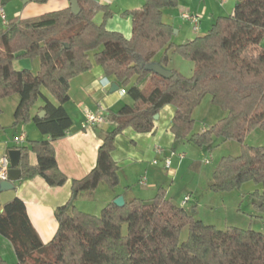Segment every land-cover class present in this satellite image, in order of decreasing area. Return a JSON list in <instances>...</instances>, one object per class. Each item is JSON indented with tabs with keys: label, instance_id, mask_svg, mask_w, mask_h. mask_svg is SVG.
Masks as SVG:
<instances>
[{
	"label": "trees",
	"instance_id": "trees-1",
	"mask_svg": "<svg viewBox=\"0 0 264 264\" xmlns=\"http://www.w3.org/2000/svg\"><path fill=\"white\" fill-rule=\"evenodd\" d=\"M7 1L0 0V8ZM177 1L145 0L142 8L126 11L133 21L130 38L106 28L105 20L113 12L97 0H79V14L68 7L30 18L12 17L0 27V100L17 94L14 125L33 121L50 136L18 147L22 180L39 175L52 186L66 183L53 141L72 125L64 107L70 99V81L92 68L93 56L126 88L133 104L109 113L115 127L102 138L97 165L84 178L73 180V190L93 194L102 181L115 187L120 180L112 157L116 135L128 126L137 132L152 131L155 116L164 105L173 104L171 130L176 140L210 147L217 135L242 143L240 155L221 159L210 188L224 191L256 181L262 188L254 195L264 210V145L244 143L251 131L264 130V0H237L233 12L218 16L205 34L174 44V27L163 20V13ZM98 12L104 13L102 23L95 21ZM170 49L193 61L191 77L172 70L165 78L146 69L161 51L159 62L166 66ZM24 58L38 59V71L18 69L15 62ZM207 94L226 115L193 132V110ZM38 100L46 112L43 117L32 114ZM30 152L37 155L35 165L29 161ZM56 218L58 230L45 243L24 199L16 196L3 204L0 233L12 241L14 264H264V232L236 226L219 229L195 219L185 207L173 204L162 187L154 197H134L123 207L111 201L100 215L68 203L56 209ZM186 225L188 237L182 240ZM0 264H8L1 254Z\"/></svg>",
	"mask_w": 264,
	"mask_h": 264
},
{
	"label": "crops",
	"instance_id": "crops-1",
	"mask_svg": "<svg viewBox=\"0 0 264 264\" xmlns=\"http://www.w3.org/2000/svg\"><path fill=\"white\" fill-rule=\"evenodd\" d=\"M9 1L12 2V5L8 7L7 2ZM97 1L102 4L111 5L112 3H116L118 5L119 11H112L113 14L105 20L106 28L112 31H119L126 38H130L133 31V21L132 16L125 12L142 8L145 0L141 2L139 0ZM204 1L208 5V0ZM218 1L224 2L225 0ZM7 2L3 7L7 19L12 17L30 18L70 7V0H47L46 2L8 0ZM169 8H165L164 11ZM173 8L177 9V6ZM210 12L209 21L213 22L215 12L213 10ZM97 18H99L98 22L96 21ZM95 19L97 23H102L104 21V13L98 12ZM165 22L173 25L169 21ZM3 25L5 24L2 21L1 26ZM194 32L197 33L196 31ZM203 34H195L189 40ZM161 55L162 51L157 54L156 61H159ZM35 60L37 61L38 59L31 61L35 62ZM92 61L93 66L90 70L72 77L70 81V99L64 103V107L72 118V125L64 136L53 141L59 168L67 176L66 183L60 186H52L43 177L35 175L23 180L20 178L14 182L15 187L13 189L0 192V212L6 201L16 196L24 199L29 218L39 234L38 236L45 243L49 242L58 230L59 222L56 218V209L70 202L74 192L72 187L73 180L84 178L97 165L99 148L103 143L102 138L115 127L114 121L108 118L109 113H116L126 104H133V100L128 93H122L121 90L124 89V86L119 85L113 75L107 74L102 65L98 64L94 59ZM18 62L22 63L17 66L20 69L28 66L29 59H19ZM169 63L166 65L167 68L169 67ZM169 69L174 70L173 68ZM146 82H143L141 86L143 87ZM114 83L118 84L119 88L111 91ZM205 97H209L207 98L206 105L210 110L216 112L212 120H220L226 115L223 107L214 102L212 103L213 100H210L212 99L211 94L205 95L202 100ZM18 101L19 96L17 94L0 100L2 107L0 124L4 127V129L0 130V168L1 159L8 155V151L18 148L14 147L13 143L14 138L18 134L25 133L26 141L23 144L24 146L28 145L30 140L50 139V136L42 133L33 121L20 122L14 125V112ZM42 105L41 100H38L32 108V114L39 115L44 110L41 109ZM197 107L198 105L193 110L192 115L196 114ZM99 108L106 110V122L96 126H84L86 112ZM175 111L176 107L173 104L164 105L158 114V119L155 121L154 129L150 132H137L128 126L127 129L116 135L112 157L119 167L120 180L115 187H110L106 181H102L98 185L94 194H97L99 189H103V196L100 199L102 202L99 203L101 208L105 207V205L119 195H123L126 201L134 197L152 198L161 186L165 184L169 176L175 178L180 175L183 169L184 158L180 153L181 151L178 152V150H180L179 145L183 141L176 140L171 130V122ZM206 128L207 126L204 124L200 131ZM158 148L161 150H158ZM174 155H177L176 157H179L180 160L178 159L176 165L172 162L170 168H166V158H172ZM154 160L157 161V164L153 162ZM29 161L33 165L37 164L36 153H29ZM143 178H146V184L140 183V180H143ZM89 196L91 197L92 194L80 191L77 193L75 201L79 198L81 199V206H86V201L88 202L90 199L88 198ZM179 206L185 207V204L181 203ZM80 210L82 211L84 208ZM0 254L8 264L17 262L12 241L1 233Z\"/></svg>",
	"mask_w": 264,
	"mask_h": 264
},
{
	"label": "rangeland",
	"instance_id": "rangeland-1",
	"mask_svg": "<svg viewBox=\"0 0 264 264\" xmlns=\"http://www.w3.org/2000/svg\"><path fill=\"white\" fill-rule=\"evenodd\" d=\"M139 1L141 2L142 0ZM203 1L204 0H178L177 9L170 7L164 11V20L174 25L172 38L174 44L185 43L192 36H195V34L205 33L207 29L211 28L218 16L231 14L237 2V0H225L224 2L208 0V5H206L207 3ZM201 2L203 3L201 4ZM7 5L8 7L11 6L12 2H7ZM211 10L215 12L213 22L209 21ZM184 12H190L193 15L199 16L200 24L197 33L193 31L191 23L182 17ZM96 21L98 22L99 18H97ZM1 22L0 20V27ZM163 54L164 51H162V55ZM168 56V63L170 62L168 69L173 68L187 77L193 75L194 63L191 59L181 55L180 52L173 49L168 51ZM33 62L34 61L29 59L27 63L28 66L26 67L31 68L33 71H38L40 67L39 60ZM18 64L22 63L15 62L16 67L19 66ZM207 98L209 97H205L202 102L198 104L196 114L193 115L195 120L193 132H200L204 124L210 127L218 121L212 120L216 112L210 110L206 105ZM244 143L250 146L264 145V130L256 129L251 131L250 134L246 136ZM179 146L180 150H178V152L181 151L180 153L184 158V160L182 159V172L175 178L169 176L165 184L161 186L166 191L168 199H170L173 204L179 206L184 198L190 195V199L185 203V209H187L195 219L215 225L219 229H227L231 226H236L264 232V210L258 207L257 204H260V200L254 195L257 190H261L262 185L260 183L250 180L243 183L239 188L225 189L224 191H216L210 188L214 171L221 159L224 156L240 155L243 151L242 143L235 139L224 140L222 137L214 135L210 147L196 145V143L188 141H183ZM176 156L170 157L174 165L177 164L179 159V157ZM206 160H209V163H206ZM102 190L103 189H99L98 193H95L96 195L93 193L91 197L89 196L88 198L90 199L88 202L86 201V206H81V199L79 198L74 202V205L78 207L79 210L84 208V210H82L84 212L100 215L103 209L99 206V203L102 202L100 201L103 196ZM188 233L189 228L186 225L183 228L181 239H187Z\"/></svg>",
	"mask_w": 264,
	"mask_h": 264
},
{
	"label": "water",
	"instance_id": "water-1",
	"mask_svg": "<svg viewBox=\"0 0 264 264\" xmlns=\"http://www.w3.org/2000/svg\"><path fill=\"white\" fill-rule=\"evenodd\" d=\"M25 2V0H23ZM70 7L74 14H79L81 12V7L79 4V0H70ZM110 8L114 12L119 11V7L116 3H112L110 5ZM146 69L152 72H155L156 74H159L162 77L169 78L172 75V70L168 69L165 65L160 63L159 61H153L151 63H148L145 65ZM119 88L118 84L114 83L112 85V90L115 91ZM45 111L43 110L39 116L43 117L45 115ZM159 115L155 116V119H158ZM9 161H10V167L8 170V179L0 181V192L13 189L15 187L14 182L21 178L22 172L21 169L18 168V164L20 162L21 157V150L19 148L10 149L8 151ZM77 190H74L72 198L69 202V206L74 205V201L77 197ZM113 202L119 206L123 207L125 205L126 200L123 195L117 196Z\"/></svg>",
	"mask_w": 264,
	"mask_h": 264
},
{
	"label": "built area",
	"instance_id": "built-area-1",
	"mask_svg": "<svg viewBox=\"0 0 264 264\" xmlns=\"http://www.w3.org/2000/svg\"><path fill=\"white\" fill-rule=\"evenodd\" d=\"M182 17L186 20H188L194 31L199 30V24H200V18L197 15H193L190 12H184L182 14ZM0 19L3 21L4 24L7 23L8 19L5 14L4 8H0ZM122 93H126L127 90L124 88L121 90ZM106 110L104 108H99L97 110H88L85 114V120H84V126H96L99 124H103L107 120V114L105 112ZM26 141V135L25 133L18 134L14 140V146L19 147L23 145ZM158 150H161L158 148ZM154 163L157 164V161L154 160ZM208 163L209 160H206ZM172 164L171 158H166L165 160V167L170 168V165ZM10 167V161H9V156L6 155L1 159V168H0V181L8 179V170ZM141 184H146V178H143V180H140ZM190 199V195L186 196L183 200V204L187 203V201Z\"/></svg>",
	"mask_w": 264,
	"mask_h": 264
}]
</instances>
